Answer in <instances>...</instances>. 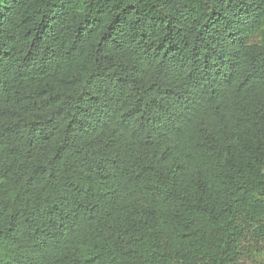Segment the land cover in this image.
Listing matches in <instances>:
<instances>
[{
  "label": "trees",
  "instance_id": "trees-1",
  "mask_svg": "<svg viewBox=\"0 0 264 264\" xmlns=\"http://www.w3.org/2000/svg\"><path fill=\"white\" fill-rule=\"evenodd\" d=\"M0 264H264V0H0Z\"/></svg>",
  "mask_w": 264,
  "mask_h": 264
}]
</instances>
